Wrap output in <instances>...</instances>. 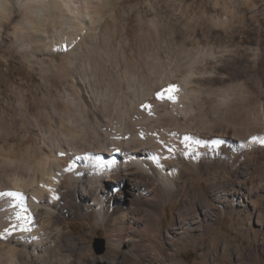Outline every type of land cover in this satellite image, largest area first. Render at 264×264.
Segmentation results:
<instances>
[{"label":"bare ground","instance_id":"6f19581e","mask_svg":"<svg viewBox=\"0 0 264 264\" xmlns=\"http://www.w3.org/2000/svg\"><path fill=\"white\" fill-rule=\"evenodd\" d=\"M260 12L264 0H0V49L15 61L0 62V189L31 204L20 215L0 196V264H78L74 218L102 224L106 264H123L202 177L264 200ZM228 142L239 148L217 149ZM256 224L264 251V212Z\"/></svg>","mask_w":264,"mask_h":264},{"label":"rangeland","instance_id":"374dc122","mask_svg":"<svg viewBox=\"0 0 264 264\" xmlns=\"http://www.w3.org/2000/svg\"><path fill=\"white\" fill-rule=\"evenodd\" d=\"M260 13V22L264 25V12ZM62 51H64L62 48L60 51H55L53 57L62 56ZM0 58H2L0 62L3 64H6L8 60L9 63L11 62V67L15 66L11 54L2 51V49H0ZM106 124L107 122H104L105 126ZM105 126L100 130L101 134L104 133L103 128ZM162 131L166 132V128H163ZM91 148L89 147L88 152L102 153V150L93 151ZM112 148H115L112 143L107 145L105 149L107 156L113 151ZM235 148H239V146L228 142L223 145V148L217 149L231 151ZM132 157H134L133 154ZM245 160L238 162L241 163ZM231 180L228 183L209 186L205 177H202L200 184H187L186 192L183 195L178 194L173 200L161 205L163 210L160 224L158 228H155L156 237L150 243L153 247L147 241H141L134 249L138 257L132 258L129 254V256L120 255L123 264H246L250 261L249 254L255 252L257 259L264 263V251H260L259 248L262 228L256 224L258 213L264 212V200L245 196L240 191L241 183H236L237 179L235 178ZM251 182L252 180L249 179V185ZM7 189H0V191ZM182 206L184 207V218L182 217L181 221L172 227L174 217ZM204 223L209 224V230L203 229ZM67 231L71 236L83 238L87 242V248L80 250L73 256L78 264H84L87 261L89 264H93L91 258H96L98 263L100 261L105 264L108 262V258L104 256L106 232L102 224L95 227L94 230L88 231L85 218H74L68 222ZM22 234L25 235V232ZM98 239L103 240L102 251L97 250L96 242ZM172 253L174 255L169 258Z\"/></svg>","mask_w":264,"mask_h":264},{"label":"snow or ice","instance_id":"6c2138e0","mask_svg":"<svg viewBox=\"0 0 264 264\" xmlns=\"http://www.w3.org/2000/svg\"><path fill=\"white\" fill-rule=\"evenodd\" d=\"M174 91H176L175 88H169V89L166 90L167 93H172V92H174ZM164 96H165V93H160V94H158V98H159V99H163ZM168 99L173 100L174 97L171 96V95H169V96H168ZM144 107H145L146 109H150L151 106H150V105H145ZM150 114H151V113H150ZM185 140H188V137H185ZM260 143H261L262 146H264V140H262ZM168 151L171 152L172 149L169 148ZM60 155L63 156L64 153L61 152ZM77 159H79V157H77ZM68 170H70V169H68ZM2 195H7V196L15 197V196H17L18 194H16V193H12V192H9V193H3ZM29 219H30V218H29Z\"/></svg>","mask_w":264,"mask_h":264},{"label":"water","instance_id":"95a60500","mask_svg":"<svg viewBox=\"0 0 264 264\" xmlns=\"http://www.w3.org/2000/svg\"><path fill=\"white\" fill-rule=\"evenodd\" d=\"M102 243H103V240L102 239H98L97 240L96 247H97V250L98 251H101L102 250Z\"/></svg>","mask_w":264,"mask_h":264}]
</instances>
